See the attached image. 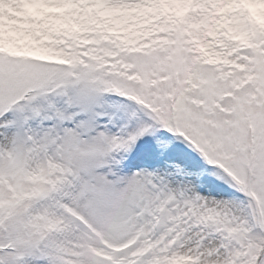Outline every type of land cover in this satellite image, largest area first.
Masks as SVG:
<instances>
[{
	"label": "snow or ice",
	"instance_id": "1",
	"mask_svg": "<svg viewBox=\"0 0 264 264\" xmlns=\"http://www.w3.org/2000/svg\"><path fill=\"white\" fill-rule=\"evenodd\" d=\"M0 264H264V0H0Z\"/></svg>",
	"mask_w": 264,
	"mask_h": 264
}]
</instances>
